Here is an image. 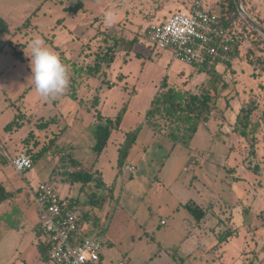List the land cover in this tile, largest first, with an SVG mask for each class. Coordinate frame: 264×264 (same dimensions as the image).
Wrapping results in <instances>:
<instances>
[{
    "label": "rangeland",
    "instance_id": "obj_1",
    "mask_svg": "<svg viewBox=\"0 0 264 264\" xmlns=\"http://www.w3.org/2000/svg\"><path fill=\"white\" fill-rule=\"evenodd\" d=\"M77 1L0 0V17L8 26L0 35V186L7 195L0 201V264L45 261L36 246L45 238L36 227L33 201L40 182L53 185L64 202L74 201L83 212L84 236H99L103 242L101 264H176L173 253L182 264H264V124L252 169L247 168L245 139L232 130L250 90L264 105V72L253 73L248 63L254 55L264 56V0H239L256 26L238 6L240 14L231 26L240 43L238 54L230 56L229 66L213 64L216 81L174 58L170 49L156 47L146 35L150 23L167 20L193 0H82L83 7L74 12L70 7ZM221 1L203 0V8H217ZM106 10L115 13L111 26L103 21ZM250 26L257 35L251 36ZM37 36L67 65L75 97L68 93L70 86L48 99L35 90L28 44ZM112 37L136 41L127 49L117 44L102 74L74 72L70 61L78 66L90 62L94 49L113 43ZM162 80L193 93L216 82L217 108L189 145L144 123ZM93 94L98 102L91 106ZM122 107L119 129L96 153L97 114L114 118ZM15 117L20 126L5 128ZM129 131L137 132L125 163L134 169L121 166L118 172V148ZM35 139L39 145L33 148ZM44 146L29 169L14 170L10 161L15 155ZM187 201L205 210L201 221L184 207Z\"/></svg>",
    "mask_w": 264,
    "mask_h": 264
},
{
    "label": "trees",
    "instance_id": "obj_2",
    "mask_svg": "<svg viewBox=\"0 0 264 264\" xmlns=\"http://www.w3.org/2000/svg\"><path fill=\"white\" fill-rule=\"evenodd\" d=\"M243 1V0H242ZM244 4V1L242 2ZM83 7L82 0H78L73 6L70 7L71 10L77 12ZM209 11L215 12L221 23L226 27H231L234 23L235 18L240 14L236 0H225V2H220L217 8L210 7ZM35 12V11H34ZM33 12V13H34ZM250 24V23H249ZM249 32L251 36L257 35V30L250 26ZM8 26L6 21L0 17V35L7 31ZM234 31V30H233ZM253 32V33H252ZM235 33V32H234ZM109 37L104 36L103 41H107ZM113 43L99 44L96 49L92 52L93 57L90 62L84 63V65H75L76 61H70L72 68L76 74L98 76L104 72L102 67L109 66V64L114 60L115 54L117 52V44H124L126 49L130 48L136 39L132 38L130 40H122L120 38L112 37ZM239 40H235L233 44V50L230 56H236L238 54V49L240 47ZM1 51V49H0ZM82 51L78 53L81 55ZM222 61L227 66H229V61L220 60L218 57L209 58L205 57L202 60H197L193 64L196 66L198 73H206L209 77L216 81V73L213 67L215 62ZM252 65L253 73L255 71L261 70L264 72V56L254 55L251 61H248ZM74 78L69 79L70 91L68 92L70 96L75 97L74 91L72 90V84L74 83ZM102 82H106L105 79ZM226 81H223L222 86H226ZM108 84H111L108 82ZM258 88L262 87V82L257 84ZM217 93L218 87L216 82L212 84L210 88L203 89L199 93H193L189 90H179L173 86L167 84L166 80H162L158 89L156 90L153 98L150 101L148 108L145 111L144 123L153 132H162L166 137L170 138L174 142L181 143L183 145H189L196 130L201 124H205L212 111L217 108ZM250 96L247 100L242 101L235 115V120L233 123L232 130L242 136L247 145V168L252 169L257 166L254 164L251 166V158L256 155V144L258 142V131L261 125L264 124V105L261 107L253 91H249ZM98 102V96L96 94L92 95L91 106L96 105ZM228 102H226V105ZM262 108V109H261ZM124 107H122L114 118H109L101 114H97V120L99 121L95 128V145L94 150L96 153H100L105 148L110 133L113 129H119L120 122L122 119ZM260 112L257 116L256 113ZM40 123L39 128H44L49 122ZM48 122V123H47ZM20 123L17 122L16 117L10 121L5 128L8 130L13 127H19ZM137 131H129L125 134L126 139L123 141L122 145L118 148V172L121 169L122 164L125 162V157L128 154L132 144L135 141ZM33 136V131L28 132L27 137H25L24 143L27 145L29 137ZM39 145L38 141L35 139L32 146L33 148ZM46 146L39 148L35 151L32 147H28L25 152L31 157L32 162L40 154L42 149ZM33 150H31V149ZM80 175H82L80 173ZM83 176V175H82ZM85 178H90V175H86ZM113 182L110 186H112ZM99 185V184H98ZM7 195L3 186H0V201H3ZM67 206L76 205L74 201L65 202ZM184 207L193 214L197 222L201 221L205 216V210L192 201H187L184 203ZM84 217V214H83ZM81 223V221H80ZM81 225V224H80ZM37 230L40 231L39 225L37 223ZM81 228V226H80ZM80 234L84 235L81 228ZM234 232V231H232ZM36 246L39 250L40 257L43 260L47 259V244L40 239L37 240ZM176 264H182L183 260H176L177 255L172 254ZM101 259V255H100ZM101 264V263H100Z\"/></svg>",
    "mask_w": 264,
    "mask_h": 264
},
{
    "label": "built area",
    "instance_id": "obj_3",
    "mask_svg": "<svg viewBox=\"0 0 264 264\" xmlns=\"http://www.w3.org/2000/svg\"><path fill=\"white\" fill-rule=\"evenodd\" d=\"M146 35L156 47L170 49L174 58L187 64L205 57L230 61L236 40L232 27L224 26L215 12L205 10L203 0H193L185 10L176 11L163 22L150 23ZM10 162L16 172L33 164L25 151ZM122 168L132 171L134 165L124 162ZM33 201L43 242L48 246L47 259L42 264H100L103 242L99 236L80 234L83 212L76 205L67 206L47 182L38 184Z\"/></svg>",
    "mask_w": 264,
    "mask_h": 264
},
{
    "label": "clouds",
    "instance_id": "obj_4",
    "mask_svg": "<svg viewBox=\"0 0 264 264\" xmlns=\"http://www.w3.org/2000/svg\"><path fill=\"white\" fill-rule=\"evenodd\" d=\"M103 21L106 26H111L115 21V13L112 10H106ZM28 48L31 53L28 57L35 90L44 99L62 95L70 82L67 65L39 36L30 40Z\"/></svg>",
    "mask_w": 264,
    "mask_h": 264
},
{
    "label": "water",
    "instance_id": "obj_5",
    "mask_svg": "<svg viewBox=\"0 0 264 264\" xmlns=\"http://www.w3.org/2000/svg\"><path fill=\"white\" fill-rule=\"evenodd\" d=\"M238 1V6L240 7V9H241V12L243 13V15L253 24V25H255L254 24V22L252 21V19H251V17H250V15L242 8V5H241V3L239 2V0H237ZM256 26V25H255ZM262 33L264 34V31H262Z\"/></svg>",
    "mask_w": 264,
    "mask_h": 264
},
{
    "label": "crops",
    "instance_id": "obj_6",
    "mask_svg": "<svg viewBox=\"0 0 264 264\" xmlns=\"http://www.w3.org/2000/svg\"><path fill=\"white\" fill-rule=\"evenodd\" d=\"M258 1H259V3H260V2H263V0H258ZM252 2H253V1H252ZM258 6H259V8H260V5H258Z\"/></svg>",
    "mask_w": 264,
    "mask_h": 264
}]
</instances>
